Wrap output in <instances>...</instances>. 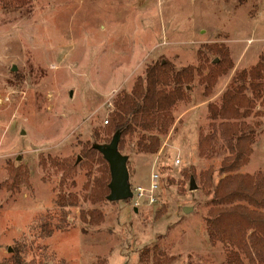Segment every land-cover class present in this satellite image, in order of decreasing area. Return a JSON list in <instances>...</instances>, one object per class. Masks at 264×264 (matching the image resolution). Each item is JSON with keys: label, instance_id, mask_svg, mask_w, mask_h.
<instances>
[{"label": "rangeland", "instance_id": "374dc122", "mask_svg": "<svg viewBox=\"0 0 264 264\" xmlns=\"http://www.w3.org/2000/svg\"><path fill=\"white\" fill-rule=\"evenodd\" d=\"M159 61L187 99L157 156L128 151L131 189L157 173L159 203L92 205L80 151ZM260 62L264 0H35L29 16L0 6V264H227L205 231L199 179L220 161L199 157L198 130L208 103ZM254 114V154L241 170L252 175L264 172V100Z\"/></svg>", "mask_w": 264, "mask_h": 264}, {"label": "trees", "instance_id": "16d2710c", "mask_svg": "<svg viewBox=\"0 0 264 264\" xmlns=\"http://www.w3.org/2000/svg\"><path fill=\"white\" fill-rule=\"evenodd\" d=\"M34 1L0 0V6L8 13L29 16ZM163 67L160 61L147 67L128 93L118 95L107 127L94 129L83 145L80 157L84 159L88 179H93L91 194L85 196L90 204L107 201L110 194L109 163L99 147H108L117 138L118 151L129 160L130 153L157 156L165 139L175 131L174 111L179 102L187 99L188 90L181 85L171 87ZM210 95L208 86L205 96ZM263 100L264 69L260 62L235 74L220 102L208 103V124L198 130L199 157L220 161L217 167L211 165L201 172L199 179L208 201L205 231L211 244H221L226 249L227 264H264V172L252 175L241 171L250 163L257 139V126L249 119L255 115L257 103ZM64 164V173L76 174V164ZM93 165L96 176L92 174ZM11 175L14 183L27 179L26 174ZM183 175L187 177L188 171ZM195 175L193 172L192 176ZM69 198L71 203L77 200L73 195ZM89 211L91 220L100 223L95 217L97 210Z\"/></svg>", "mask_w": 264, "mask_h": 264}, {"label": "water", "instance_id": "95a60500", "mask_svg": "<svg viewBox=\"0 0 264 264\" xmlns=\"http://www.w3.org/2000/svg\"><path fill=\"white\" fill-rule=\"evenodd\" d=\"M16 68L13 69V72ZM99 150L105 156V159L109 163V169L111 172V181L109 184L110 194L107 197L109 203H115L118 201L124 202L131 200L133 193L129 185L130 173L127 168L128 157L123 156L118 151V140L113 139V143L108 147H99ZM190 190L197 189L193 178L190 180ZM137 212V208L135 209ZM184 211L188 213L189 208H184Z\"/></svg>", "mask_w": 264, "mask_h": 264}, {"label": "built area", "instance_id": "2783aa9c", "mask_svg": "<svg viewBox=\"0 0 264 264\" xmlns=\"http://www.w3.org/2000/svg\"><path fill=\"white\" fill-rule=\"evenodd\" d=\"M179 163L177 160L176 164ZM159 176L157 173H153L149 183L146 187L137 186V188L132 190L133 196L131 198V203L133 207H139L142 205H155L159 202V194L161 192V186L159 185Z\"/></svg>", "mask_w": 264, "mask_h": 264}]
</instances>
